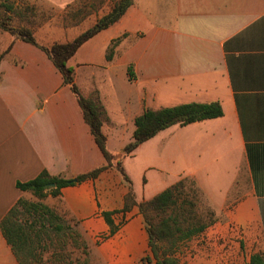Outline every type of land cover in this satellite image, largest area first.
<instances>
[{
    "label": "crops",
    "instance_id": "obj_1",
    "mask_svg": "<svg viewBox=\"0 0 264 264\" xmlns=\"http://www.w3.org/2000/svg\"><path fill=\"white\" fill-rule=\"evenodd\" d=\"M80 2L50 4L57 12H79ZM85 24L53 17L33 32L40 45L50 47L72 41L90 28ZM0 56V264H27L31 244L17 249L1 227L19 199L34 196L17 182L43 170L76 178L107 159L77 95L42 48L1 31ZM68 64L81 93L99 98L107 149L115 155L132 141L135 119L146 109L220 102L222 116L174 124L122 163L138 204L192 177L215 210L214 221L176 251L178 264H249L253 255L264 256V0H133L119 21L85 42ZM138 151L145 154L137 164L139 178L157 187L150 197L137 194L128 171ZM129 190L113 164L46 198L87 242L94 241L93 264H140L149 237L138 205L123 211ZM105 212L113 213L114 234Z\"/></svg>",
    "mask_w": 264,
    "mask_h": 264
},
{
    "label": "trees",
    "instance_id": "obj_2",
    "mask_svg": "<svg viewBox=\"0 0 264 264\" xmlns=\"http://www.w3.org/2000/svg\"><path fill=\"white\" fill-rule=\"evenodd\" d=\"M132 4L133 0H117L109 12L99 17L90 28L79 34L75 39L67 43H54L50 47L40 45L32 30L25 27L13 29V27L7 26L4 21L0 20V27L3 30L10 31L26 42L42 48L54 65L61 71L65 82L71 85L73 92L77 95L78 101L84 112L85 120L90 125L96 142L107 159V164L105 166L97 168L89 173L79 175L76 178L52 176L48 171L43 170L38 176L29 181L17 182V187L23 191H31L37 199L43 200L49 194L58 196L61 189L65 186L73 185L90 178H96L103 170L116 164L130 187L123 211H129L133 206L138 205L140 213L143 215L149 237V247L155 258V261H153L152 254L150 253L145 255L142 260L147 264H178L174 254L180 246L191 240L195 235L203 232L205 228L214 221L212 219L210 222H205L202 217H198V219L193 214L196 201L187 199L186 195H188V193H185L183 188L185 182L189 181L195 193H197L200 189L196 181L192 177H184L174 185L155 195L153 198L138 204L135 200L132 182L124 169L122 160L124 157L134 152L142 143L174 124L185 126L197 121L222 116L223 108L221 103L192 102L158 110L146 109L135 119L136 128L132 141L124 147L122 153L115 155L110 153L107 149V138L102 131L104 110L99 98L93 96L85 97L81 93L74 82V69L68 64L69 60L85 42L119 21ZM120 40L121 38H117L111 43L106 55L108 60L113 58L114 50ZM1 59L2 56H0V63ZM20 208L29 211L35 216L36 219L31 220L32 225H30V228L34 225L36 226L38 222L44 225L47 221L58 231L62 229L59 223L53 225L55 223L53 218H55V220L59 219L55 210L48 208L40 202H30L21 198L9 210L1 223L5 235L17 249L20 248L19 246L21 243L31 244L29 250L33 245L30 237L27 235L28 231L26 227L23 223L17 221L16 213ZM104 215L111 227L110 234H114L118 226L115 225L112 219L113 213L105 212ZM40 235L37 234V237H40ZM249 264H264V256L259 254L253 255Z\"/></svg>",
    "mask_w": 264,
    "mask_h": 264
},
{
    "label": "rangeland",
    "instance_id": "obj_3",
    "mask_svg": "<svg viewBox=\"0 0 264 264\" xmlns=\"http://www.w3.org/2000/svg\"><path fill=\"white\" fill-rule=\"evenodd\" d=\"M116 1L117 0H83V2H80L84 7L82 11L62 13L57 12L55 7L50 4L52 0H0V20L4 21L7 26L13 27V29L25 27L33 31L37 26L46 23L51 18L59 17L68 22L84 20L85 23H89L83 26V28H85L91 27L92 23L99 17L109 12ZM80 6L81 5L78 3L77 7ZM0 30L15 35L10 31L3 30L1 27ZM111 147L116 149L117 143L111 142ZM129 161L131 163L128 162V171L133 179L136 180L137 194H139L140 197H143V195L145 197L154 195L157 187L151 186V184L146 186L144 184L145 177L139 178L141 168H138L137 164L141 161H145V154L138 151ZM156 171L157 170L151 174L156 175ZM183 190L185 193H188V195H186L187 199L196 201V206L193 209L194 216L197 218L202 217L205 222H210L212 219L214 220L216 212L200 190L195 193L189 181L185 182ZM25 200L35 203L40 202L48 208H51L48 205L49 203H47L49 202L47 198L39 200L33 196ZM56 214L59 219L55 220V218H53L55 221L53 225L59 223L62 227L61 230L58 231L55 227L53 228L47 221L44 225L38 222L36 226L34 225L30 228V225H32L31 220L36 219L35 216L23 208L18 209L16 213L17 221L24 224L28 231L27 235L30 237L32 244H34L32 245V250L28 251L27 259L24 258L25 262L27 264H93L95 260L91 258V252L94 241L92 243L87 242L79 233L77 225L73 221L66 219L57 210ZM37 234H41L40 237H37ZM102 241L103 236H101V239H97L98 244ZM18 249L20 250V248ZM150 253L152 254L149 248L147 254ZM152 258L153 261H155L153 254ZM94 264L106 263L104 261H96ZM140 264L147 263L141 260Z\"/></svg>",
    "mask_w": 264,
    "mask_h": 264
}]
</instances>
